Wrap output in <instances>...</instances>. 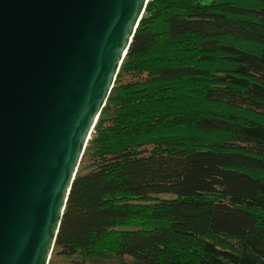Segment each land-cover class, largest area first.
Instances as JSON below:
<instances>
[{"label":"trees","instance_id":"trees-1","mask_svg":"<svg viewBox=\"0 0 264 264\" xmlns=\"http://www.w3.org/2000/svg\"><path fill=\"white\" fill-rule=\"evenodd\" d=\"M53 252L264 264V0H149Z\"/></svg>","mask_w":264,"mask_h":264},{"label":"water","instance_id":"water-1","mask_svg":"<svg viewBox=\"0 0 264 264\" xmlns=\"http://www.w3.org/2000/svg\"><path fill=\"white\" fill-rule=\"evenodd\" d=\"M149 0H0V264H48Z\"/></svg>","mask_w":264,"mask_h":264},{"label":"rangeland","instance_id":"rangeland-1","mask_svg":"<svg viewBox=\"0 0 264 264\" xmlns=\"http://www.w3.org/2000/svg\"><path fill=\"white\" fill-rule=\"evenodd\" d=\"M75 258V257H74ZM72 257L61 256L52 252L48 264H74ZM86 264H131L129 259L123 262L118 259H90Z\"/></svg>","mask_w":264,"mask_h":264}]
</instances>
